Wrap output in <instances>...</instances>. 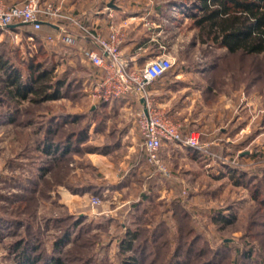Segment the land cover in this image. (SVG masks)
<instances>
[{
	"label": "rangeland",
	"instance_id": "obj_1",
	"mask_svg": "<svg viewBox=\"0 0 264 264\" xmlns=\"http://www.w3.org/2000/svg\"><path fill=\"white\" fill-rule=\"evenodd\" d=\"M46 3L54 5L55 2L48 0ZM189 25L190 22H187L186 27L179 30L182 37L174 41L176 55H171L175 59L172 69H215L205 81L214 82L218 87L209 102L220 104L222 118L219 124L226 125L235 115L231 108H228L229 112L225 111V96L232 95L243 84L251 94L257 96L255 110L263 108L264 111V52L230 54L225 48L202 43L197 31L189 28ZM48 35L51 33H45L44 27L34 30L24 24L0 28V60L5 62L6 67L24 69L26 73L31 61H44L47 66L66 61L52 73L53 82L64 76L67 69L71 71L66 78L71 84L63 89L62 98L39 103L30 100V97L21 100L16 105L15 122L4 119L8 110L5 103L0 102V264H18L19 253L26 246L31 255H42V260L37 264L48 263L63 228L76 219V215L71 216L74 213L61 202L59 189L65 187L70 190L82 183L83 175L74 174V167L86 166V171L93 176L92 183L99 184L98 177H94L96 168L85 152L90 150L89 147H92L91 150L97 148L99 152L108 147V143H113V137L98 138L96 141L91 136L105 131L108 125H117L121 119L108 107L101 112L102 101L93 95L91 84L87 80L82 84V79L94 69L88 67L80 56L71 58L70 64L67 63V47L61 45L58 48L54 42L47 40ZM171 35L174 39V32ZM54 50H63L61 58L52 54ZM2 79L4 74L0 70V91ZM1 93L3 95L5 92ZM54 113L81 115L78 120L67 122L68 126L60 129L59 138H64L70 130H83L88 123L91 124V133L82 144V150L59 163L35 149L36 139L44 131L40 134L34 131L38 127L45 128L47 119ZM108 120L111 122L107 124ZM259 134L264 144V130ZM100 142L104 144H97ZM231 155L246 163V159L236 152ZM193 161L182 162L181 168L189 172L187 182L183 183L186 194H183V188L180 191L182 197L186 196L188 209L187 218L181 220L183 231L178 237L180 246L177 248L176 224L172 223L173 230L168 231L161 225L160 232L155 234L140 229L136 249L130 254L137 257L141 264H172L176 254L182 264H264V154L262 161L249 167L251 175L258 178L243 180L240 185L224 173L226 168L206 171ZM172 163L173 168L166 163L170 176H179V161ZM41 164L53 167L52 172L44 178L35 175L36 168ZM258 179H262L261 185ZM255 191L258 192V199L254 198ZM96 196L104 199V195ZM161 211L160 206H155L146 218L140 219L141 225L146 224V219L160 223L164 218ZM122 213L120 209L114 220L108 216L87 218L74 229L56 254L68 264H120L123 254L119 241L124 234L120 225ZM219 213L231 215L234 219L231 223H224L218 220ZM148 237L154 238L149 244L146 242ZM18 241H23L21 248L15 247Z\"/></svg>",
	"mask_w": 264,
	"mask_h": 264
},
{
	"label": "crops",
	"instance_id": "obj_2",
	"mask_svg": "<svg viewBox=\"0 0 264 264\" xmlns=\"http://www.w3.org/2000/svg\"><path fill=\"white\" fill-rule=\"evenodd\" d=\"M4 1L10 5L23 0ZM110 1L54 0L56 5H61L62 10L80 17L84 24L104 35L112 28L118 29L123 37L122 50L125 56L138 59L140 64L162 53L176 55L174 41L182 37L179 30L186 27L189 22V4L186 1L115 0L117 8L110 7ZM72 29L77 41L76 44L67 47V50H71L72 56L75 57L74 53L78 50L93 47L94 44L82 37L78 28ZM44 32L55 35L58 34L59 29L55 25H47L44 26ZM172 32L175 34L174 39ZM57 47L59 48L60 45ZM61 52L63 50H57L58 55H61ZM214 70L172 69L170 73L156 80L149 89L157 105L167 111L175 121L183 123L186 129L199 130L202 140L210 143L214 149L229 154L236 152L249 161L254 149L264 151L263 137L259 134L264 130L263 108L259 111L255 110L257 96L251 94L250 89L243 84L234 90L232 95L225 96L226 101L223 103L226 107L225 111L231 108L235 115L226 125L221 126L220 104L209 102L218 88L217 84L205 81ZM143 106V100L131 95L106 102V107L121 119L117 125L113 127L108 125L105 131L96 133L95 137L90 136L96 141L98 138L113 137L114 141L108 143L104 151L85 152L96 168L97 174L94 177H98L99 184L92 183L93 176L91 177V173L87 172L86 166L73 168L74 174L83 175L80 185L100 186L103 189L104 199L101 204L94 206L90 199L97 194H92L90 191L80 194L61 187L59 189L61 202L72 213L87 218L108 216L114 220L122 209L120 225L124 229L129 214L134 209L135 201L145 193L151 195L154 201L159 199L170 204L172 201L182 200L185 203V197L181 196L180 191L184 187L183 183L187 182L186 176L189 171L186 168L181 169L182 162L194 160L193 162L199 163L206 171L216 170L214 167L209 168L204 156L194 149L164 143L160 151L162 161L168 163L171 168H173L172 162L179 161V176L174 174L173 177H167L160 171L154 172V167L148 163L141 150V137L134 122L136 112ZM109 122L111 120H108L107 124ZM151 174L154 176L151 177ZM107 203L110 205L106 206ZM113 203L117 205L112 206Z\"/></svg>",
	"mask_w": 264,
	"mask_h": 264
},
{
	"label": "trees",
	"instance_id": "obj_3",
	"mask_svg": "<svg viewBox=\"0 0 264 264\" xmlns=\"http://www.w3.org/2000/svg\"><path fill=\"white\" fill-rule=\"evenodd\" d=\"M189 4L188 16L191 29H195L198 33L200 41L204 44H211L217 48H225L230 54L243 53V54H258L264 52V0H187ZM52 54L55 57L61 58V55L57 54V51H53ZM71 50H67V63L70 64L73 58ZM65 56V55H63ZM62 56V57H63ZM66 61H59L58 64L52 63L47 66L44 61H38L28 64L26 73L24 69H11L6 67L5 62L0 60V69L4 74L2 83V92L0 95V102L5 103L8 113L5 114L4 119H8L11 122H15L16 113L18 111L16 105L21 100L30 97V100L35 103L46 102L50 100H57L63 97V89L70 86V82H67L66 78L71 71L67 69L64 71V76L52 81V73L58 65ZM73 67V66H72ZM169 71L168 73H170ZM167 73V74H168ZM88 76L82 79L87 80ZM53 88V89H52ZM52 89V90H51ZM0 91V92H1ZM32 96V98H31ZM13 104L15 108L13 109ZM106 102L101 103L100 110L103 112L106 109ZM78 113H54L47 119V126L38 127L39 129L34 131L35 134L43 132L38 139H36L35 149L46 157H51L55 161L63 162L67 161L75 154L79 153L82 149V144L88 139L89 130L91 124H87L83 130H70L66 133L64 138H59L58 134L61 128H64L67 122L78 120ZM32 120V119H30ZM29 120V123H31ZM42 130V131H41ZM39 133V134H40ZM87 151H98L91 150ZM106 147L102 148L104 151ZM99 150V151H102ZM53 167L48 164H41L36 168L35 175L39 178H44L47 174L51 173ZM235 179L236 184H241L244 180H250L256 176L251 175L245 170L234 167H227L224 173ZM258 178V176L256 177ZM259 180V185L262 184V179ZM71 191L77 193H83L90 191L92 194H103V189L96 185H80L78 184L74 188H70ZM258 191V190H257ZM255 191L254 198L258 199V192ZM155 206L162 208L163 219L160 223L146 219L145 225H141L142 218H146L151 209ZM133 210L129 214L128 223L123 229L124 234L120 237L119 248L122 255L120 264H141L137 257L130 254L136 247L135 244L140 235V229L150 231L151 234L159 233L161 225L165 226L168 231L173 230L172 223L176 224V238H180L182 235L181 220L186 219L188 215V209L182 200L172 201L170 204L164 200L154 201L152 196L145 193L142 197L135 201ZM76 219L72 224L67 225L62 230L61 237L56 241V247L54 253L49 255L47 264H68L56 251L60 250L65 241H68L70 235L74 229L81 225L86 216L79 214H71ZM167 218H166V217ZM234 217L229 215H223L219 213L218 220L224 223H231ZM111 221V220H109ZM173 221V222H172ZM143 222V221H142ZM110 224V222H109ZM173 239V242L176 241ZM177 244V248L180 246ZM154 240L153 237L146 239L147 244ZM23 241H18L15 244L16 248H21ZM251 250L248 251L250 256ZM20 259L18 264H37L42 260V255H31L28 252V247H22L19 253ZM174 257L172 264H182L179 259Z\"/></svg>",
	"mask_w": 264,
	"mask_h": 264
},
{
	"label": "built area",
	"instance_id": "obj_4",
	"mask_svg": "<svg viewBox=\"0 0 264 264\" xmlns=\"http://www.w3.org/2000/svg\"><path fill=\"white\" fill-rule=\"evenodd\" d=\"M46 2L23 0L9 5L0 0V28L8 29L12 24H24L40 30L44 26L55 25L59 29L58 34L48 35L47 40L54 42V45L66 47L76 44L77 38L72 28H78L81 36L94 44L93 47L81 48L74 53L88 67L94 69L87 79L93 87V95L104 102L127 95L143 100L144 106L136 112L134 122L141 137V150L148 163L154 167V172L160 171L165 176H170L160 153L164 143L194 149L204 156L209 168L214 167L216 170L234 167L251 171V165L263 160L262 149L253 153L246 163L238 161L229 153L214 149L210 143L202 140L199 130L186 129L183 123L175 121L167 111L157 105L149 87L174 67L175 59L169 54L150 57L141 65L138 59L125 56L122 50L123 37L118 29L112 28L104 35L84 24L80 17L62 10L60 4ZM152 176L154 175L151 174ZM183 194H186V188H183ZM90 202L96 206L102 200L95 195L91 196Z\"/></svg>",
	"mask_w": 264,
	"mask_h": 264
},
{
	"label": "water",
	"instance_id": "obj_5",
	"mask_svg": "<svg viewBox=\"0 0 264 264\" xmlns=\"http://www.w3.org/2000/svg\"><path fill=\"white\" fill-rule=\"evenodd\" d=\"M109 6H110V7H113V8H117V5L115 4V0H111V1L109 2ZM14 27H16V24H12V25H9V26H8V28H14Z\"/></svg>",
	"mask_w": 264,
	"mask_h": 264
}]
</instances>
